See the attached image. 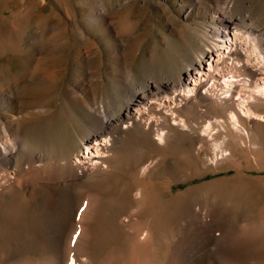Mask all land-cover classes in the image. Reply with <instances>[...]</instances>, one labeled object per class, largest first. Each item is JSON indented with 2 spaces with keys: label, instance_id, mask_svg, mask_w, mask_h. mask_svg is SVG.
<instances>
[{
  "label": "rangeland",
  "instance_id": "374dc122",
  "mask_svg": "<svg viewBox=\"0 0 264 264\" xmlns=\"http://www.w3.org/2000/svg\"><path fill=\"white\" fill-rule=\"evenodd\" d=\"M218 1L0 0V88L15 80L17 115L26 124L12 169L27 167L31 152L49 158L42 165L48 179L29 178L0 192V264L54 262V232L62 237L67 264H182L176 253L186 239L184 224L200 207L209 215L222 212L228 219L223 230L233 235L208 243L191 264H264V120L242 116L238 127L219 122L223 127L212 132L227 151L216 158L212 137L202 129L208 119H225L224 111L209 101L193 99L182 110L175 104L189 128L168 119L166 138L158 141L154 125L122 124L112 132L104 169L74 182L63 177L89 132V116L76 96L102 99L116 115L115 108L134 102L136 88L177 77L207 48L200 31L213 23L204 12ZM232 11L248 25H264V0H236ZM226 64L224 74L234 69L237 76ZM37 68L51 73L35 75ZM258 72L246 78L264 77ZM217 79L224 81L220 74ZM256 109L264 113L263 103ZM138 190L145 196L141 205ZM88 196L97 198L96 217L81 255L78 243L67 240ZM136 223L149 232L142 243Z\"/></svg>",
  "mask_w": 264,
  "mask_h": 264
},
{
  "label": "bare ground",
  "instance_id": "6f19581e",
  "mask_svg": "<svg viewBox=\"0 0 264 264\" xmlns=\"http://www.w3.org/2000/svg\"><path fill=\"white\" fill-rule=\"evenodd\" d=\"M235 2L236 0H220L212 3L213 5L208 4L209 6L204 12V17L209 18L213 24L211 26L207 25L203 27L200 31L204 37V45L207 48L203 49V47H201L200 52L197 51L200 53L198 59L192 58L189 61L188 67L183 68L175 78H170L168 80L151 79L146 87L133 90L134 102L130 103L131 100L123 107L115 108L116 110H114V113H116V115L109 111L107 104H105L102 99L99 101L93 96H78V98L76 96L77 102L83 106L89 116V126H87L89 127V132H86L85 135L83 134L84 137L81 138L82 145L84 146L82 154H77L74 162H69V170L66 172L63 170V177H67L70 182H74L82 176H85L88 171L93 172L100 170L101 168L104 169L105 166L102 167V163L104 162L103 156L113 144L112 140L114 139L112 137V132L122 124L128 122L133 124L135 120H141L145 122L147 129H152V126L154 125L156 126V129L153 130L155 131V138L158 141H162L166 138L165 135L167 132L165 133L163 125L166 124L168 119L171 120L172 123H177L189 128L190 124L187 119L188 117L179 114L178 111L174 109L175 104H177L178 106H176L180 107L182 110V108L185 107L184 104L188 105L193 102H191V100L195 99L199 101H209L211 104L224 111L225 119L224 117H219V119L216 118L215 120L208 119L205 121L206 123L203 124L202 129V132L206 134L205 136L210 135L212 137V149L216 158L218 157V154H221L222 156L223 152L226 150L223 148L224 139L220 140L218 139L219 137L217 139L214 138L216 135L212 132L216 128L219 129V126L221 125L223 127L224 124L220 123V125L218 124L219 122H227L229 125L238 127L239 124H241L240 118H243L244 116L248 119L264 120V113L256 109L261 103H263L264 106V77L246 78V76H248L247 73H250L252 76L260 75L258 70H261V73L264 76V25H248L246 22L244 23L243 19L238 18V15L234 14L232 11ZM227 60L230 61V65L227 63ZM226 63L230 66V69L235 68L238 75H242V77L234 78L236 76L234 69L229 71L231 74L230 77L226 76L224 74L227 71L224 69ZM50 73L51 72L47 71L45 68H37V70L33 72L35 75H47ZM27 74V71L24 72L21 77L16 80H23ZM218 74L224 79L222 83L217 82L219 80L217 79ZM127 75H129V72ZM238 75L236 77H238ZM7 85L8 87H6ZM7 85L0 88L1 193L10 186L21 185V183L27 184L29 178L35 180L39 178H49L46 174L47 171L45 172L46 169H43L42 166L49 158L43 151L31 152L30 161L27 163V167L21 165V168L12 169L15 159L24 145L23 126H26V124L24 125L22 122V126L21 120L23 118L17 115V109L21 102L19 95L16 93L18 92L16 91L18 87L15 80H12ZM217 91H220L221 94H225L224 97L218 96ZM235 96L236 98H234ZM176 100L180 101L176 102ZM193 106V109L197 110V107H195L196 105ZM216 124L217 127L215 126ZM237 131L238 130H236V132ZM239 132L240 131H238V133ZM204 138L205 137L203 136L202 142L204 141L205 143ZM66 161L67 160H65V162ZM41 162L43 164H40ZM58 164L60 166L61 163L58 162ZM58 164L56 163L55 165ZM148 167L149 166L143 167L141 173L144 174ZM60 168L62 169L61 166ZM10 169L13 171H10ZM21 173H23L24 178L20 181L18 177ZM59 181H61V179H59ZM137 194L138 204L141 205L143 198L145 197L143 196L144 193L141 190H138ZM87 198H89L88 202L79 210V216L76 222L77 227H73L75 229H72L70 237L67 240V242L78 243V253L81 255L84 253V243L86 236L89 233H87L89 223L96 217L95 200L97 198L95 199L93 196H88ZM136 213H138V211ZM190 216L191 219L188 217L184 224L186 239L178 247V252L176 253L177 259L179 258V261L181 260L182 264H191L196 256L198 257L207 252V244L214 239L220 241V235L223 238L226 235L228 239L231 238L229 236L233 235L231 234V230H223L228 219H226L225 215L220 211L213 212L209 215L201 207L196 209L193 208L190 211ZM135 230L137 232L138 241H144L149 237L148 230L144 228V226L141 227L139 223H136ZM218 230L219 232H216ZM52 236V250L56 256L54 262L50 260L51 263L49 264H67V251L63 254L60 250L62 237H58L55 232ZM89 239L90 238H88V240ZM228 239H223L222 241L228 242L230 240ZM84 260L86 259L84 258ZM89 261L90 260H88L86 264Z\"/></svg>",
  "mask_w": 264,
  "mask_h": 264
}]
</instances>
